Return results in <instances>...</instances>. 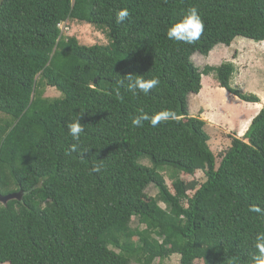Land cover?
<instances>
[{"label":"trees","instance_id":"16d2710c","mask_svg":"<svg viewBox=\"0 0 264 264\" xmlns=\"http://www.w3.org/2000/svg\"><path fill=\"white\" fill-rule=\"evenodd\" d=\"M190 7L200 39L169 40L167 27ZM121 8L130 16L117 24ZM69 19L105 27L108 44L65 36L59 24ZM236 37L264 42V0H0V112L10 117L0 127V196L22 192L0 201V264H156L174 254L179 264H251L264 231L249 211L264 209V109L218 157L204 120L188 111L212 71L230 94L258 101L231 87L232 63L201 71L191 60ZM130 73L161 83L117 95L115 82ZM44 85L62 96L44 97ZM161 110L174 117L132 126L141 111ZM81 112L80 143L90 148L68 156L67 126ZM93 163L104 167L93 173ZM164 168L200 170L204 180L176 179L171 192ZM149 184L166 208L143 199ZM134 216L144 228L129 227Z\"/></svg>","mask_w":264,"mask_h":264},{"label":"rangeland","instance_id":"374dc122","mask_svg":"<svg viewBox=\"0 0 264 264\" xmlns=\"http://www.w3.org/2000/svg\"><path fill=\"white\" fill-rule=\"evenodd\" d=\"M59 27L63 30L61 33L65 36H76L80 44L106 45L109 42L108 30L105 27H102L104 29L102 30L90 24L77 23L70 19L67 22L60 23ZM191 60L201 71L204 70L205 66L217 67L224 62L232 63L231 87L238 89L246 96L252 95L258 98L256 103L241 100L219 86L215 71L210 72L208 75L202 74L201 91L197 96H195L196 94L189 95L188 111L192 116H198L204 120L205 130L210 135V148L218 157L225 150L229 135L241 137L248 129L250 122L242 133L238 132L241 120L249 115H252L253 118L260 110L264 109V42L236 37L229 46L224 44L215 45L208 55L194 53ZM42 89L44 97L56 98L62 96L53 87L44 85ZM9 120L8 115L0 112V127ZM141 162L150 164L147 159H143ZM160 171L171 192H174L173 181L176 179H181L186 183L193 182L196 187L204 180L200 170L193 175H186L171 168H164ZM193 192L194 189H189L187 194L192 195ZM142 197L146 201H158L157 188L153 184H149ZM158 204L160 207L166 208L161 201H158ZM129 227L140 229L144 228V224L139 222L137 216H134ZM127 240L134 243L137 241V237H129ZM114 250L117 249L114 248ZM129 264L137 263L132 260ZM156 264H179V257L174 254ZM195 264H201V262Z\"/></svg>","mask_w":264,"mask_h":264},{"label":"clouds","instance_id":"9594fccd","mask_svg":"<svg viewBox=\"0 0 264 264\" xmlns=\"http://www.w3.org/2000/svg\"><path fill=\"white\" fill-rule=\"evenodd\" d=\"M129 16V10L127 8H121L115 14V21L117 24H123L129 18ZM203 31L204 24L198 13V10L195 7H190L187 9L186 13L181 19L171 23L167 27L165 34L169 40L191 45L200 39ZM160 83L161 81L157 76L145 79L142 75L130 73L121 76V78L115 82L114 91L117 95H120L121 89L123 88L126 92L131 93L133 96H137L141 93L147 95L152 89L158 88ZM83 114L84 112L79 113L67 126L68 134L74 141V143L69 145L65 153L68 156H71L73 153H77L83 157L82 154L88 152L90 148H82L80 143L81 134L85 131L83 124L80 122ZM173 117L174 114L169 110H161L151 115L141 111L139 114L131 118V124L133 127H141L145 121H148L150 122L151 126L155 128L161 122L168 121ZM103 167L104 165L102 163H93L91 165V171L93 173H99ZM249 211L257 213L260 218L264 220V209H261L258 206H252L250 207ZM254 248L258 251L259 255H254L251 258V264H264V231L258 232L255 235Z\"/></svg>","mask_w":264,"mask_h":264},{"label":"water","instance_id":"95a60500","mask_svg":"<svg viewBox=\"0 0 264 264\" xmlns=\"http://www.w3.org/2000/svg\"><path fill=\"white\" fill-rule=\"evenodd\" d=\"M21 196H22V192L11 193V194H8V195H5V196H0V201L5 204L8 200H10L12 198H18V199H20Z\"/></svg>","mask_w":264,"mask_h":264},{"label":"bare ground","instance_id":"6f19581e","mask_svg":"<svg viewBox=\"0 0 264 264\" xmlns=\"http://www.w3.org/2000/svg\"><path fill=\"white\" fill-rule=\"evenodd\" d=\"M260 105H261V104H260ZM256 107H257V105H256ZM251 118H252V117L248 118V120L245 121V123H244L243 126H242V129H241L240 133H242V132L244 131V129H245L246 126L248 125V123H249V121H250Z\"/></svg>","mask_w":264,"mask_h":264},{"label":"crops","instance_id":"0c3cea01","mask_svg":"<svg viewBox=\"0 0 264 264\" xmlns=\"http://www.w3.org/2000/svg\"><path fill=\"white\" fill-rule=\"evenodd\" d=\"M252 104H253V103H252ZM250 117H252V115L246 116V118H245V119L241 120L242 122H241L240 129H239V131H238V132H240V130H241V128H242V126H243V124H244V123H245V121H246L248 118H250ZM251 120H252V119H251ZM251 120H250L249 122H251Z\"/></svg>","mask_w":264,"mask_h":264}]
</instances>
